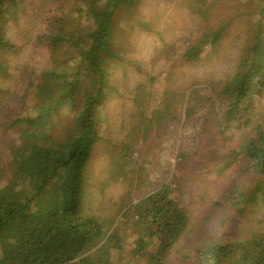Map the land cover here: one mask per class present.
Here are the masks:
<instances>
[{"label":"trees","instance_id":"16d2710c","mask_svg":"<svg viewBox=\"0 0 264 264\" xmlns=\"http://www.w3.org/2000/svg\"><path fill=\"white\" fill-rule=\"evenodd\" d=\"M34 1L0 0L1 68L6 67L2 57L15 52L18 46L9 31L24 29L21 18L27 16ZM45 1L37 0L34 6L40 7ZM48 1H64V10L71 7L77 15L64 13V17L54 14L45 18L50 31L37 40L48 48L50 65L35 84V108L17 123L26 122L36 134L42 130L41 124H50L64 106L69 105L76 112L73 126L65 135L67 147L56 145L51 136H22L11 147L12 181L0 185V264H113L112 247L108 244L124 247L120 230L106 229L101 219L82 213L83 184L94 145L103 138L98 110L110 95L111 68L124 61L114 43L116 20L123 8L134 9L143 0ZM257 1L259 15L252 16L254 27L245 26L237 40L231 29L235 15L208 20L206 16L212 12L204 10L203 2L198 3L204 24L187 43L180 62L199 65L222 58L234 43L244 46L245 54L237 62L235 72L219 81L217 88L216 85L203 92L195 84L190 87L180 83L174 95L184 96L181 104L186 100L188 122L202 106L207 105L208 112L215 113L213 118L203 114L199 122L198 151L205 166L210 163L206 164L209 155L203 150L219 137L216 128L223 131L227 119L237 117L239 133L217 154L214 166L220 177H229L231 170H237L228 178L229 183L223 182L226 189L222 198L263 207L264 103L254 105L253 96L264 87V0ZM207 45H211L210 52L203 56ZM217 99L227 102L225 113L217 107ZM212 125L214 130L210 129ZM240 165L243 167L238 172ZM22 184L28 185L26 197L21 196ZM175 191L173 183H165L132 203L121 215V221L133 220L137 233L133 255L143 257L145 264H170L176 247L188 232L191 218ZM248 213L251 215L240 235L211 238L203 244H197L198 237L192 240L198 264H264V217ZM152 239L158 240L155 251L148 250Z\"/></svg>","mask_w":264,"mask_h":264},{"label":"rangeland","instance_id":"374dc122","mask_svg":"<svg viewBox=\"0 0 264 264\" xmlns=\"http://www.w3.org/2000/svg\"><path fill=\"white\" fill-rule=\"evenodd\" d=\"M195 1L143 0L134 9L123 8L116 20L114 43L124 61L111 68L110 95L98 110L103 138L95 143L85 173L82 204L84 215L98 217L105 222L106 229L120 230L124 247L108 244L112 247L113 264L146 263L143 257L133 255L137 238L133 220L121 221L120 218L132 203L165 183L175 185V195L191 218L188 232L176 247L170 264H198V252L192 241L196 237L197 244L209 243L211 238L228 239L243 233V224L251 215L248 212L264 217V206L223 199L226 189L223 182L229 183L228 178L237 174V170H231L229 177H220L214 169L217 154L239 133L237 117L230 116L223 131L216 128L219 137L203 150L209 155L206 164L210 165L205 166L198 151L201 147L199 122L203 114L213 118L215 113L208 112L205 105L188 122L186 100L181 104L184 96L174 95L180 83L190 87L197 85L203 92H209V87L235 72L237 62L245 54L244 46L234 43L228 55L222 58L199 65L180 62L187 43L204 24L198 3L203 2L204 10L212 12L206 16L208 20L219 15L218 19L222 15H235L237 19L231 29L237 40L245 26L254 27L252 16L259 15L256 13L258 1L199 0L196 4ZM34 2L27 16L21 18L24 29L9 31L18 46L15 52L2 57L6 67H0L3 89L0 92V185L12 181L10 151L22 136H51L56 145L67 147L65 135L73 126L76 112L69 105L64 106L50 124H41L42 130L36 134L26 122L17 123L35 108V84L40 73L50 65L48 48L37 40L50 31L45 18L54 14L64 17V13L77 15L71 7L66 6L64 10V1L50 3L46 0L40 7L34 6ZM76 19L80 20L77 16ZM82 20L86 21L83 17ZM210 49L211 45L205 46L203 56H208ZM253 97L254 105L264 103V87ZM218 100L217 107L225 113L227 102ZM210 129L214 130V125ZM242 167L238 166V172ZM20 189L21 196L26 197L28 185L22 184ZM157 246L158 240L152 239L148 250L155 251Z\"/></svg>","mask_w":264,"mask_h":264}]
</instances>
